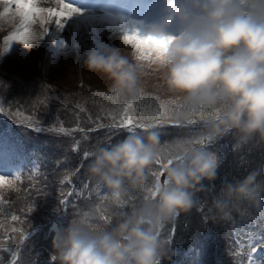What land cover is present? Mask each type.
<instances>
[{
  "label": "clouds",
  "instance_id": "clouds-1",
  "mask_svg": "<svg viewBox=\"0 0 264 264\" xmlns=\"http://www.w3.org/2000/svg\"><path fill=\"white\" fill-rule=\"evenodd\" d=\"M158 17L146 34L162 42L151 50V63L165 73L167 88L193 108L212 109L205 134L219 141L264 145V0H156ZM73 6V5H72ZM5 5L0 4V10ZM22 17L15 8L0 15V33L15 32ZM39 22L28 26L31 50L45 37ZM0 51V56L8 52ZM16 43V42H15ZM115 48L86 53L85 67L103 74L113 91L132 94L139 85L137 62ZM160 132H129L109 147L91 150L86 172L114 197L138 187L155 163ZM220 158L194 148L164 170L155 197L143 201L119 223L103 231L69 220L55 230L52 255L56 264H167L173 253L160 235L163 226L196 207L198 194L217 177ZM128 186V187H126ZM264 170L221 184L211 207L227 220L241 207L264 205Z\"/></svg>",
  "mask_w": 264,
  "mask_h": 264
},
{
  "label": "trees",
  "instance_id": "trees-1",
  "mask_svg": "<svg viewBox=\"0 0 264 264\" xmlns=\"http://www.w3.org/2000/svg\"><path fill=\"white\" fill-rule=\"evenodd\" d=\"M9 49L10 59L22 63L21 60L27 55L25 50ZM42 61L45 73H59L63 78H58L57 81L61 82L70 77L74 72L71 70L76 66L72 61L59 65L50 49ZM84 62L85 59H81L76 67H81L75 80L79 87H75V92L66 94L55 91L54 85L48 81L43 88L45 91H40L39 84L27 83L19 73L8 75L5 68H0V102L6 114V118L0 119V135L5 136L2 138L4 145L8 149H14L11 161L18 165L14 176L7 178L13 181L12 186L0 190V264H52L51 258L54 256L51 242L56 230L54 224L58 229L61 228L60 225L66 227L71 220L86 225L90 231L98 232L119 223L144 201L140 196L141 188H149L157 182V175L163 169L162 161L157 163V160H161L160 154L169 148L181 159L188 150H206L219 156L220 164L215 181L211 184L204 182L206 188L196 198V207H193L196 213L191 215V210L173 220L172 226L177 227L170 249L173 255L167 264H187L188 260L198 255V252H194L200 246L196 235L199 229L189 220L205 222L212 230L208 250L203 252L205 259L202 264L243 263L251 251L250 237L258 232L264 233V208L253 210L241 207L229 219L223 220L215 216L211 205L221 184L242 178L253 169L264 170V145L253 143L241 146L235 143L231 135L219 141L209 140L204 125L211 117L206 119L201 115L212 109L193 108L183 99L171 94L162 96L146 89H142V94L134 91L132 94L136 96H132L133 115L143 116L142 119L134 120L135 122L156 124L149 122L159 119H147L144 116L157 112L158 107H161L159 99L168 101L175 113L186 121L174 125L167 119H162L163 123L151 128L160 132V143L156 148L155 163L146 171V179L142 185L134 188L126 186L128 191L121 198L114 197L109 191L96 196L93 191L99 184L87 174L86 167L90 157L83 159V153L91 152L97 146L109 147L129 132L123 128L111 127L115 124L113 122L99 123L103 113L99 111L101 102L97 100L94 91L89 89L77 94L79 88L88 86V83L110 84L111 87V82L103 74L90 72ZM140 70L154 72L146 68ZM157 76L159 78L161 75ZM107 92L106 89L105 93ZM145 94L152 95L157 104ZM118 96L123 95L118 93ZM118 96L109 99H120ZM22 113L42 124L12 122L16 115L22 118ZM65 113L70 117L68 122L64 120ZM106 114L111 120L117 117L110 110ZM55 115L64 120L65 123L62 124L65 128L57 124L59 121ZM191 117L196 122L192 126ZM74 123L84 129L89 128V132L65 134L64 131ZM147 130L136 129L135 133L143 135ZM71 139L79 141L78 150H73L76 144ZM33 163L38 164L36 170L31 166ZM74 187L80 192L74 191ZM14 215L17 220H12ZM238 235L244 241L243 249L237 245ZM22 236L28 237L22 240Z\"/></svg>",
  "mask_w": 264,
  "mask_h": 264
},
{
  "label": "rangeland",
  "instance_id": "rangeland-1",
  "mask_svg": "<svg viewBox=\"0 0 264 264\" xmlns=\"http://www.w3.org/2000/svg\"><path fill=\"white\" fill-rule=\"evenodd\" d=\"M97 1H100L101 3H105V4L108 3L114 4L116 11H119L122 14V18L110 17V16L103 17L101 15L86 16L88 15L89 12L93 13V11L95 13H105V14H107V12L101 11L97 8H93L90 6L84 9L83 7L73 5L81 10L80 14H85V18H84L85 22L80 20L79 17L76 15L71 17L65 22L64 27L67 28L73 27L72 30L67 29L65 33L61 34L58 33L57 29L55 28L53 30V33L48 32L45 35V37L42 39V41L39 43V45L32 48L31 50L25 49L19 43H15V42L12 43L9 48L12 47L15 49H21V50L24 49L27 55L24 60H21L22 63H18L19 61L17 60L13 61L10 59L11 57L9 56V52L11 49H9L7 53L0 56V67L5 68L7 70L8 75L12 74L13 76L19 73L20 77H22V79H24L27 83L39 84L40 91H45V89L43 88L45 87V84L48 81L54 85L55 91L57 90L58 93L66 94L69 93L70 91L75 92V87H79L78 85H76L75 82L76 76L77 74H79V71H81V67L80 68H76V67L78 66V63L81 59H86V53L90 49H95L99 52L104 49L115 48L119 45L120 40L121 38H123V34L125 32H132L133 30H135L141 36H144L146 34L147 22H142L139 19L140 18L139 16L127 12H121L119 9L120 7L127 6L130 2H133L135 0H97ZM49 2L51 3L49 7H45L43 5H38V6L45 8L59 9L62 4L61 2H57L54 0H49ZM154 17H157V15H154ZM51 19H54L55 21L56 18L52 17ZM120 19L127 22L128 25L123 24ZM54 26L55 24L52 27ZM98 29L102 30L101 36H98L97 34ZM11 33L12 32L0 33V40H1L0 51H2L3 48L6 46L5 37ZM49 49L50 51H52L53 57L56 58L59 65L70 61H72L74 66L76 65L75 69L71 70V72L72 71L74 72L71 73L70 77L65 82L57 81L58 78H63L59 73L56 75L55 71L54 73L52 71H47V73H45L46 71H44V69L46 70V68L44 67L41 58L44 56V54L45 55L49 54ZM121 52L125 55H128L130 59L136 61L139 70L143 68L154 70V72L150 70H140L139 85L135 90L137 93L142 94V89H146L148 91L152 90L158 95L161 94L162 96H169L171 94L173 97L176 96L177 98L183 99L179 94L173 93L167 88L165 82V73L161 70H158L155 66L152 65L151 52L148 49L144 50V56H145L144 59L139 58L140 52L135 49L134 44H132L129 47H126L122 44ZM90 75L92 76V74ZM157 75H161V76H159L158 78ZM105 79L107 78L105 77ZM89 89L91 90V92L92 91L95 92L97 100L101 102L99 111L100 110L102 111L103 116L100 117L101 122L99 123L113 122L115 124H118L123 118V111H122L123 107L129 102L132 103L133 102L132 96H136V94H130V95H123L120 97L118 96L117 92L112 90L110 84L90 85L89 83L88 86L85 85L81 86L77 94L81 93V91H86ZM106 89L108 90L107 93H105ZM166 91H168V93ZM145 95L151 97L154 103L157 104L156 99L152 95L150 94H145ZM117 96L120 97V99H114V101L109 99L110 97H117ZM140 98L142 99V97ZM159 104L161 107H158L159 109L157 110V112H155V114L144 116L147 119H159L157 121L149 122V123H156L155 124L156 126L158 124L163 123L162 119H167L169 122H172V124L174 125H180L181 121H186V119L180 118V115L175 113V111L173 110L172 106L168 101L159 99ZM0 109H2L1 102H0ZM108 110H110L111 113H115L117 117L112 120L110 118H107L106 111ZM129 115L132 116L134 120L143 118V116L140 117L133 115L132 110L129 112ZM213 115H214V111L210 110L208 112H204L203 115H201V117H207L206 119H208V117H212ZM4 118H6V114L2 109V111H0V119H4ZM55 118L58 119L59 121V123L57 124L61 128H65L62 123H65L64 120L68 122L70 117L67 113H65L64 120L57 115H55ZM191 118L194 121V117ZM12 120H13L12 122L15 123L23 121V122H32L35 125L42 124V122L37 123L36 121L33 120V117L23 113H22V118L16 115V118ZM193 121L190 122V126L196 123L195 121L194 122ZM93 129L95 128H90V130ZM81 132L87 133L89 132V128L84 129L81 127V125L77 126V123H74L72 126L68 127L66 131H64L65 134L72 133V135H76ZM3 137L5 136L0 135V173L1 174L6 173L8 176H12L15 174L14 173L15 170L18 169V165L15 164V166L13 167L10 164L11 156L12 154H14V149H8L6 146H4V142L2 141ZM71 140L73 144H76V147L80 146L78 144L79 141H76L75 139H71ZM160 157H161L160 161H162V164H164L167 163V160L169 159L175 161L177 155L174 154L169 148L165 150V153L160 154ZM37 165L38 164L35 163L31 165L33 170L37 169L38 167ZM162 168L164 167L161 166V169ZM161 172L162 170L159 171L158 176H160ZM156 184L157 182H154L153 185L149 188L146 187L141 188L140 196L143 198L144 201L155 197L152 196L151 193L155 191ZM72 189L77 193L80 192L79 189L76 187ZM100 189H102V193L106 191V189L103 186H100ZM102 193H98L97 188L94 189V194L99 195ZM261 207L264 208V205H262ZM231 222H233V219L231 220ZM172 224L173 221L166 223L160 232V235L170 242V246L172 242ZM54 227L57 229L56 224H54ZM60 227L62 228L64 227V225H60ZM51 228L53 229V226ZM166 231H167V235H166ZM258 245L262 246V242H260ZM262 248L263 246L261 248L258 247L260 251L256 255L252 253V255L249 256L246 264H250V261L251 264H264V249Z\"/></svg>",
  "mask_w": 264,
  "mask_h": 264
},
{
  "label": "snow or ice",
  "instance_id": "snow-or-ice-1",
  "mask_svg": "<svg viewBox=\"0 0 264 264\" xmlns=\"http://www.w3.org/2000/svg\"><path fill=\"white\" fill-rule=\"evenodd\" d=\"M0 4L5 5V7L0 10V15L5 14L9 9L13 6L15 7L16 11L21 15L22 22L17 27L15 32H12L8 36L5 37V44L4 51H7V45L10 42L22 43L27 46V32L28 26L39 22L41 27L43 28V33L46 35L49 32L47 27H44L46 24L49 23L52 17H55V27L59 31L64 27L65 22L75 15H79L81 10L75 6H72L69 3L62 2L61 7L59 9L56 8H45L39 7L36 3V0H0ZM123 39L128 42H132L135 45V49L140 52V59H144V50L148 49L150 52L153 48L159 47L162 42L155 41L154 38L149 36H141L133 30L132 32H125L123 34ZM133 103L129 102L123 107V118L118 124H113L111 127L113 128H123L128 132H135L136 129H144L147 130L148 128L155 127V124H140L134 121L132 116L129 115V112L133 109ZM2 111V109H0ZM211 138H209L210 140ZM74 151L78 150V146L74 147ZM91 155L90 152L85 151L83 153V159L89 158ZM178 160H181L180 157H177ZM157 163H161L158 159ZM173 164V160H167V163L162 164V167L167 168L168 166ZM157 181H159V176L157 175ZM13 181L7 179L4 176H0V190H3L6 187H11ZM161 187L160 183L157 182L155 185V191L151 193L152 196H155L156 192ZM87 188V185H85ZM97 192L102 193V189H100L99 185H97ZM64 203V201H61ZM18 218L14 215L12 216V220H17ZM174 231V230H173ZM28 236H22V240L27 239ZM261 239L264 240V233L261 234ZM261 241L257 240L252 242V252L256 255L260 250L256 247ZM237 245L241 249L244 247V241H241L239 235L237 236ZM55 257L51 258L52 264H54ZM251 264V261H250Z\"/></svg>",
  "mask_w": 264,
  "mask_h": 264
},
{
  "label": "bare ground",
  "instance_id": "bare-ground-1",
  "mask_svg": "<svg viewBox=\"0 0 264 264\" xmlns=\"http://www.w3.org/2000/svg\"><path fill=\"white\" fill-rule=\"evenodd\" d=\"M54 1H61V2H65V3H69V4H71V5H75V2H77V0H54ZM36 3H37L38 5H43V6H45V7H49V5H51V3L49 2V0H48V1H47V0H36ZM49 3H50V4H49ZM84 7H87V3H84ZM12 8H13V7H12ZM14 8H15V7H14ZM129 10H130V9H129ZM124 12L130 13V14L132 13L131 11H124ZM93 14H95V13H94V12H93V13H92V12H89L88 15H86V16H91V15H93ZM132 14H133V13H132ZM76 16H78L80 20L84 21L85 14H79V15H76ZM101 16L105 17L106 15H101ZM117 17L121 18L119 15H118ZM120 20H121V22H122L123 24L128 25V23L125 22L124 20H122V19H120ZM37 22H38V21H37ZM84 22H85V21H84ZM150 22H152V21L149 20V23H150ZM54 24H55L54 19H51V20L49 21V23L46 24L44 27H47V28L49 29V32H50V33H53V30L56 28L55 26L52 27ZM67 29L72 30L73 27H72V28H71V27H70V28L63 27L61 30H59V31L57 30V31H58V33L63 34V33L66 32ZM41 31H43V28L41 29ZM97 34H98V36H101V34H102V30L98 29V30H97Z\"/></svg>",
  "mask_w": 264,
  "mask_h": 264
}]
</instances>
